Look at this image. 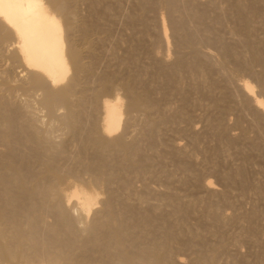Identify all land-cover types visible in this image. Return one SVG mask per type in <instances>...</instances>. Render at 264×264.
Returning <instances> with one entry per match:
<instances>
[{"label":"bare ground","instance_id":"1","mask_svg":"<svg viewBox=\"0 0 264 264\" xmlns=\"http://www.w3.org/2000/svg\"><path fill=\"white\" fill-rule=\"evenodd\" d=\"M74 1L75 0H0V44H1L0 46L2 47V44H4L10 48L11 51L9 54V61H11V63H13V62L17 63V65L20 66L22 71L25 72L24 73L25 77L22 75L24 77V82L18 83V84H22L21 89H23V91H25V93L27 92L29 94V96H31L30 95L31 92H33L32 95H34L35 92H40V93H38L40 95V98H39L40 103L39 104H41L42 108L46 109V113H47L48 117H46V116L45 117L46 118L50 117L52 120L55 118L62 125V128L64 127V129H66L68 131V132H66V134L68 135V133H69L70 137L73 138L72 143H69V144H71L70 148L67 147L68 145L66 143H64V141H63V143H56L57 141L55 142L56 144L52 143L53 139L52 140L49 139L50 137H53V135L50 136V134L53 133L52 129L47 128L45 130L42 129L43 131H41L40 130L42 128L41 127L39 129L40 130L39 131L36 128V127H38V125H36V127H35L33 122H30L31 121V119L29 118L30 116L29 117L25 116L23 119L24 123H26V125H21V126L16 125V126H18L17 129L15 128L16 126L13 129L12 125H11V123L14 122V119L11 116L12 112H10L8 110L11 115L4 113V110H5L4 108H3L4 110L1 111L2 113L0 112V143H2V145L5 146V150L0 153V263L5 262L7 264H181V262L183 260L181 261L180 259H177L179 255L176 257L175 253L179 249L182 250V248L185 247L186 244L188 245V243H187L188 241L185 243L184 239H182V237H180V235H174L175 233L173 234V232H175V231L177 232V230L174 231L169 226L171 223L168 225L169 227L164 226L162 228L163 232H161L162 229H160L161 231H159V232H161V234L157 232L160 235L157 238L155 237V239H154V237L152 235L153 234L152 231L154 230L153 226H155L154 225L155 222H153V218H152L153 215H152V212H150L149 210H147L143 213H140V214L138 213V215H140V216L137 217V219L135 220L134 223L132 221V223H131L132 226H129V225H131V224H129L131 221L129 222L128 220H132V219H130V217L128 218V216H127V212H129V211H127L126 213H125V211H122V208L125 209L128 207L127 203L125 204V201H127L126 198H128V197L124 198V200L122 199L123 200L122 204H124V206L122 205V208H117L116 202H115L117 200V198H116L117 196L115 195L116 189L114 188L115 189L114 190L111 187L112 185L116 184V187L119 190L124 191L127 196L128 195L130 196L132 194L131 191L133 192V189H132L133 186H136L135 184L137 183V180L140 181V180H142L141 179L142 177L149 176V174H150L149 170L146 169L145 165H144V162L149 159L148 158L149 156L148 155H146L148 157H145V156L142 157L141 156L142 146L139 143L140 141L138 140V138H135L132 142H128L124 137V133L121 130L122 124L124 123L123 122V115L125 114L127 117L126 123H129V122L131 123V121L134 120L133 118L136 116V113L144 114L145 117L143 116L144 120L142 121L143 122L142 125H143V128L147 127V129H148V132L146 133V135H147L146 139L148 142L147 146L150 150H153V148L155 146L154 145V139H155L154 137H155L156 133L158 132V130H160L159 127H161L163 124H167V123L171 122V120H173L172 117L174 115L170 116V115L164 114L165 112L162 109V107L160 106L161 104L158 102H155V100L152 98V96H151L152 94L149 91L150 87L147 86V83L144 84V82L141 81V79H140L141 74L145 73V75H143L142 77L146 76V74H147V71L145 70V68H143L144 70H138L137 72L131 71V73H133V72H135V73H133V75L128 73L129 75H132V76H129V78H126L122 81H118L119 83L116 81V79H115L116 76L113 73H105V74L101 75L102 74V72H101V74H99V75H101L100 78L96 76L99 80V85H98L97 89H95L94 91H91V93H88L90 89H88V87H85V83L91 77L93 78V76H94L93 80H95V75H97L98 73L95 72V69L93 67V65L95 64V61H96L95 57L93 56L94 57L93 59L95 60L94 64H93V61H89V60H87L89 62L85 61L84 55L87 54L90 57H91V55H93L94 49H93L92 45L94 42L90 41V36L93 33L94 26L96 24L93 23L94 25H92V23L90 24L89 21L87 22V20H86V22H84L83 20L79 19L80 17L77 14L78 9H76L77 7L74 6L75 3L72 5V3ZM88 1H90V0H88ZM92 1H90V4H91V7H93V10H95L94 6L97 7L95 5V3L97 4V2H96V0H94L95 3H94V1L93 2ZM99 1L100 0H98V2ZM138 1H139V7L141 9L140 11H143V12L149 11V10H155L156 8H158V11H159V9H160L159 7H162L161 9H163L166 13H168V17H169L168 21L170 23V27H171L173 33L176 34L177 40H176L175 46H176L177 52H179L180 55L184 54L180 50L182 49V51H184V50H187L186 48H188V54H184L183 56H180V58H179V55L177 53L178 58L176 60H174L175 62H173L170 66L168 65L167 67H163L162 65H160L161 64L159 62L160 60H158V64H157L158 69H157L156 73L160 74V76L159 75L158 76L161 77V79L163 80V82H161V83L166 84V82L168 83L170 81L171 82L173 81L172 84L174 85L173 86V90H174V89L178 88L181 81L185 78V75L189 74V76H190V74H191V75H194L196 77L198 76V78L199 77L207 78L212 71V68H213L212 64H214V63L211 62L212 64H210V63H208L209 61L208 62L205 61V60H207V58L205 57L206 58L205 60L202 58L205 55H202V57L200 56V54L198 53V51L200 50V49H198L199 45H198V47H195V45L197 46V44H199V42H200L196 36H197V34H199V32L202 35H203V32H205V33L211 32V29L215 27V26L213 27V25H218V27H219V25H223L224 23L228 24V23H226L227 20H231V21H233L232 23L230 22L231 24H233L232 26L230 25L231 26V29H230L231 33L234 31H237V32L242 31L241 33L243 34L241 37V40L238 39L240 41L238 43L239 45L237 44L238 46L236 44L235 45L228 44L230 42H228L226 44L227 41L223 42L222 37L220 38L219 36H217L216 38H214L215 36L214 37H209V36L207 37L206 36L207 41L217 45L218 46L217 48H219V50H220V53L222 56V61L221 62L219 61V63L216 62L217 63L216 65L219 64V66H221V70H219V72L222 71V67H224V68L226 66L228 67L229 64L228 65L226 64V62L228 60H232V64L234 66H232L231 68H233V69L228 71L229 68H228V70L225 68L228 71V76H231V77L233 75L236 76V74L241 72V71L249 72L252 75V77H254L256 83L258 85H260L262 87V89H264V50H261L262 46L260 47V45L263 42L257 41L258 40L257 35H253V37H252L253 30L255 29L253 27L258 22V21L257 22H255V21L260 17L262 9L264 8V0H223L227 4L228 11L226 9L225 13H223V11H221L222 14H220V15L217 14L214 16L213 15L210 16L207 13L205 7L201 6L200 3L198 2V0H138ZM210 3H212V2H210ZM76 4H78V3H76ZM100 6L103 7V5H100ZM207 6H208V4H207ZM219 7L221 8V6H219ZM104 9H105V6H104ZM106 9L108 10V8H106ZM106 9L103 11H107ZM209 9H210V7H209ZM263 11H264V9H263ZM91 12H92V9H91ZM218 12H220V11H218ZM162 15L163 14H161V17H162V20L164 21V18ZM166 15L167 14H164V16H166ZM138 18H140V17H138ZM260 19H261V17H260ZM142 20H143V18H142ZM155 20H157V19H155ZM145 21H146V19H145ZM159 21H160V19H159ZM98 22H100V21H98ZM142 23L140 25H142ZM158 23H157V25H158ZM146 24L147 23H144L143 25H146ZM165 24H167V22ZM113 25H115V24H113ZM140 25H138L137 27H139ZM147 25H149V23ZM158 26H159L158 28L160 29V34H158V35H160L161 40H163V42H164V40H166V34H167L166 28H165L163 22ZM143 28H144V26H143ZM214 29H216V28H214ZM143 31L144 32L147 31L146 26L143 29ZM215 31H217V30H215ZM224 31H225V29H224ZM214 32H213V34H214ZM254 33H256V32H254ZM224 34H226V33H224ZM228 34H229V32H228ZM236 34H239V33H236ZM171 35L174 36V34H171ZM221 35H223V34H221ZM234 36H236V35L234 34ZM258 36H259V34H258ZM200 38H202V37H200ZM224 38H225V36H224ZM231 38H232V36H231ZM195 39L198 40L199 42H197V44L193 45L195 43ZM78 41H82V42H80V44L83 43L86 46L84 45L85 47L84 46L81 47L78 44ZM260 41H262V40H260ZM151 42H152V40H151ZM173 42L174 41H172V43ZM169 43H167V44H169ZM123 46H124V44H123ZM157 47H159V46H157ZM168 47H169V45H168ZM239 48H241L242 50H239ZM197 49H198V51H197ZM146 51H149V50H146ZM168 51H169V48H168ZM141 52H143V51H141ZM166 52H164V53L166 54ZM244 52H246L248 54L247 57L245 56L246 54H244ZM175 53H176V51H175ZM155 54H156V52H155ZM159 54L160 53H158L157 56H159ZM165 54H163V55H165ZM87 55L85 57H87ZM130 56H131V54H130ZM133 57H134V55H133ZM212 57H214V55ZM7 59H8V54H7ZM163 59L165 60L164 57H163ZM169 59H170V57H169ZM130 60H133V59H130ZM107 63H108V61H107ZM134 64H132V65H134ZM214 66H215V64H214ZM254 66L255 67L257 66V68L259 67L258 68L259 70L257 69L258 71H255L253 69ZM13 69H15V68H13ZM219 69H220V67H219ZM216 73H218V72H216ZM241 74L243 75V73H241ZM1 75L3 76V74H1ZM5 76L9 77L7 75H5ZM97 78H96V81H97ZM218 78H216V79H218ZM226 79H225V81H226ZM9 80H12V76H11V79H9ZM138 80H140L139 83H141L139 88L137 87L138 85H136L137 82H135ZM5 81L6 80H4V83H5ZM200 81L202 82V80H200ZM12 82H15V81H11V83ZM21 82H22V80H21ZM216 82L218 83L219 80ZM216 82L215 81L213 82V78H212L211 83L208 81L202 85L203 86L205 85V88H207V91H208L211 89H215ZM236 82H238V81H235V84H237ZM241 82H240V86H238V87L245 93L244 96L246 98V103H248V105L253 106L255 108V110H254V111H256L255 112L256 113L255 118L258 121H260V123H262V125H263L262 127L264 128L263 101L261 100V98L258 99V95L256 96L254 89H253V88H255L253 86L254 84L252 85L253 82L251 84L247 81H243L242 83ZM4 83L2 82L1 84H4ZM8 83H10V82H8ZM95 83H97V82H95ZM5 84L7 85V83H5ZM14 84H16V83H14ZM4 85L1 86L2 89L5 87ZM115 85L118 86L119 89H121V91L123 92V93L121 92L122 95H121V93L118 94L117 92H115L116 89H114L115 90L114 92L117 94H115L110 99H108V98L104 99L103 98L101 100V98H102L100 96L101 93L107 92V91H112L113 88H117V87H114ZM230 86H228V87H230ZM17 88H15V89H17ZM195 89H196V87H195ZM5 90H6V88H5ZM18 90H20V89H18ZM92 90H93V87H92ZM165 90H166V88H165ZM231 90L233 91L234 89L231 88ZM13 91H15V90H13ZM259 91L261 92V90H259ZM7 92H8V90H7ZM10 92H12V91H9V93ZM161 92H163V91H161ZM1 93L4 94L3 92H1ZM9 93H8V96H9ZM25 93H23V94H25ZM262 93H263V91H262ZM6 94L7 93L5 92V95ZM167 94H168V92H167ZM12 95L14 96V94H12ZM161 95H163V94H161ZM3 97H4V95H3ZM3 97H2V99H3ZM196 97H197V95H196ZM236 97H235V99H236ZM261 97H262V95H261ZM7 99H8V97H7ZM164 99H165V97H164ZM221 99L223 100V98H221ZM218 100H214V101L217 102ZM9 101H11V100H9ZM174 101H173V103H174ZM1 102H3V101H1ZM22 102H23V100H22ZM36 102H37V100H36ZM189 102H190V100H189ZM218 102H217V104H218ZM228 102H231V101L229 100ZM187 103H188V98L185 94H183L182 98H181V105L177 108V110L175 108L177 115L178 114L181 115L183 119H185V114L182 113V110L184 109L185 104H187ZM235 103H236V101H235ZM6 104H8L7 101H6ZM9 104H11V102ZM3 105L6 106L5 103ZM34 105H36V104H34ZM236 105H237V103H236ZM1 107H0V110H2ZM37 107H38V105H37ZM215 107H217V106H215ZM8 108L10 109V107H8ZM59 108H62L64 110V114L62 116H60V118H58L59 115L56 117V110ZM238 108H239V106H238ZM229 109H230V107L228 106V107L224 108L223 111H226V110L228 111ZM220 111L222 112V110H220ZM240 112L241 111H239V114H240ZM24 113H26V112L24 111ZM34 113H36V112H34ZM38 113H39V111H38ZM21 114H23V113H21ZM29 114H30V110H29ZM152 114H153V116H152ZM173 114H175V113H173ZM16 117H18V116H16ZM177 118H178V116H177ZM15 119H18V118H15ZM20 119H22V118H20ZM234 119H236V118H234ZM138 120H136V121H138ZM32 121H33V119H32ZM50 122H53V121H50ZM53 123H52V125H53ZM172 123H174V122H172ZM257 123H259V122H257ZM56 124H58V123H56ZM227 124H229V123H227ZM233 124H234V121H233ZM252 124H253V122H252ZM131 125H133V124H131ZM219 127H221V126H219ZM258 127H259V125H258ZM52 128H53V126H52ZM62 128H61V130H63ZM254 130H255V127H254ZM134 132L132 131V133H134ZM260 134H262V133L260 132ZM57 136H58V134H57ZM64 136H65V134H64ZM259 137H260V135H259ZM140 138H142V137H139V139ZM58 140H59V138H58ZM254 144H256V143H253V145ZM25 146L27 148V151L23 150L25 148L22 149V147H25ZM72 146H74V151L73 150L69 151V149H71ZM154 149H157V148H154ZM261 155H262V153H261ZM140 156H141V159H140ZM263 156H261V157H263ZM154 157H156V156H154ZM158 157H160V155ZM152 159H149V160H152ZM36 161L37 162L40 161V166H41L40 171H37V170L34 171V168H32V166L34 165V163ZM224 161H225V159H224ZM178 165L184 171L189 169L188 166H186V164H183V162L182 163L179 162ZM249 166H250V164H249ZM36 167H38V166H36ZM179 171H181V170H179ZM192 172L193 171H191V173ZM194 172H195V170H194ZM243 172H245V170ZM243 172L240 170L241 178H242L243 182H245L246 178L243 176V174H244ZM191 173L188 172L189 175ZM152 174H153V172H152ZM66 175H68V177L70 176L74 179L73 180L74 181L73 186L70 184L71 180L69 178H68L69 181H66L67 180ZM193 175H194L193 177H194L195 182L198 181L197 179L199 178L198 177L199 174L197 175L196 173H194ZM222 178H225V180L230 179V181H232L228 172ZM135 179H137V180H136V183L134 182V185H133V181ZM145 179H147V178H145ZM194 180H192V181H194ZM77 181L81 182V183L85 182L86 184L84 183L82 185H78L80 183L76 184ZM167 182H168V179H167ZM226 182H228V181H226ZM141 183H143V182H141ZM144 183H146V182H144ZM65 184H67V185L70 184L72 186V189L69 186L71 189V190H69V192H67V189L65 190L63 188L64 186H62V185H65ZM149 184H151V183H149ZM181 184H179V185H181ZM201 185L204 186V188L208 189V190H210L211 186H213L210 184V182H203ZM147 186L145 187L146 189H147ZM228 186H230V185H228ZM98 189H101V191L104 190V192L107 194L106 198L104 197L105 199L102 200V197L99 198V196H98L99 191L98 192L96 191ZM104 192H103V194H104ZM211 192H213V195H214L215 191H212V189H211ZM227 192H228V190H227ZM119 193H121V192L119 191ZM103 194H102V196H103ZM119 195H121V194H119ZM122 195H124V194H122ZM213 195H211V197ZM160 196L158 195L157 198L159 197V199H160ZM162 196L164 197L165 195H162ZM24 198L28 201V204H27V202H25L26 204L23 202V201H26ZM22 199H24V200H22ZM144 199L142 197L143 204L145 202ZM156 200L157 199H155V201ZM167 200H169V199H167ZM167 200L165 202H167ZM172 200H170V201H172ZM225 200H227V199H225ZM149 201H151V200H149ZM173 202H172V204H173ZM178 202H180V201H178ZM196 202L198 203V201H196ZM98 203L100 204V207L102 204V206H103L102 210H96L95 209V205ZM229 203H230V201H229ZM156 205H159V204H156ZM177 205L178 206H175V203H174L175 207L173 206L174 207L173 208L174 213L177 215V217L179 216V218H180L184 214L186 215L189 212L188 211L189 208L186 206V204H185V206L187 208L183 207V205H179V204H177ZM194 205H195V203H194ZM69 207H71L72 210L75 209V211L76 210L79 211L78 214H80V216H79L81 219L80 221L85 223V225L82 228H77L78 225H76V223H78V219H75V218L72 219V217H70L72 215L71 214L69 215V212H70ZM131 208L133 209V207H131ZM155 208L158 210L157 207H155ZM194 208H196V206ZM210 208H211V206L208 209H210ZM207 211H210V210H207ZM132 212H133V210H132ZM71 213H73V211H71ZM90 213H92L93 216ZM258 213L259 212L251 211V213H248V215L246 214L247 216L246 215H244V216H246V218H247L246 220L249 219V222L252 223V219H254ZM263 213H264V211H263ZM76 214H77V212H76ZM211 214H213V217H214V215H217L215 217H218V210L217 211H216V209L214 210V207H213V209L211 210ZM260 214H261V212L259 213V215ZM47 215L52 216L53 221L51 220L52 221L51 223L46 222L45 217ZM89 215H91V217H92V219L90 221L88 220ZM259 215H258V217H260ZM50 216H49V218L51 219ZM261 216H262V218H264V215H261ZM75 217L78 218L77 216H75ZM131 217H133V215ZM169 217H170V215L168 216V218ZM159 219H161V218H159ZM235 219H237V218H235ZM167 221H168V219H167ZM230 221H231V219H230ZM253 222H254V220H253ZM184 223L185 222H183V225H185ZM228 223H229V221H228ZM78 224L80 225V223H78ZM164 224L166 225V222H163V225ZM81 225H80V227H81ZM183 225L181 224V226H183ZM249 226H250V224H249ZM174 227H176V225ZM160 228H161V226H160ZM181 228H183V227H181ZM177 229H179V228H177ZM186 229H188V228H186ZM186 229H184V231ZM153 232H155V231H153ZM242 232H243V230H242ZM201 233H203V232H201ZM245 233L250 235V237L251 236L255 237L256 229L253 226H251L250 228L248 227V231ZM198 235H200V234H198ZM151 238H153V239L151 240ZM198 239L200 240V238H198ZM242 239H244V238H242ZM188 240H190V239H188ZM195 240H196V238H195ZM198 243L200 245V242H198ZM203 244H204V242H203ZM205 244H207V243H205ZM239 244H241V243H239ZM254 244H256V243L254 242ZM201 246H199V247H201ZM255 248H257V247H255ZM204 249H205V247H204ZM252 250H253V248H252ZM199 251H201V250H199ZM179 252H182V251H179ZM220 253H221V249L218 246H214L211 249H205L202 252H200V254H198L197 259H196V264H218V262H219L218 261V259H219L218 255ZM253 259H254V257H253ZM256 259H257V257H256ZM239 263H240V261H239Z\"/></svg>","mask_w":264,"mask_h":264},{"label":"rangeland","instance_id":"2","mask_svg":"<svg viewBox=\"0 0 264 264\" xmlns=\"http://www.w3.org/2000/svg\"><path fill=\"white\" fill-rule=\"evenodd\" d=\"M75 1L72 3V5L75 3L74 6L77 7L76 9H78L77 14L80 17V18L79 17L78 18L81 19V20H83L84 22H86V20H87V22L89 21V23L90 24L92 23V25L96 24L94 26V31H93V33L90 36V41H93L94 42L93 45H92L93 46V49H94L93 50V55H91V57L89 55H87V54L84 55V60L85 61H87V60L93 61V64H94V61L96 60L95 61V64L93 65V67L95 69V72L98 73L97 75L94 74L95 75V80H93L94 79V76H93V78L91 77L88 81H86L85 87H88V89H90L88 93H91V91H94L95 89H97V87L99 85V80H98L97 77L100 78L101 75H103L105 73H113L116 76L115 77L116 81L118 82V81H122V80H124L126 78H129V76H132L133 73L137 72L138 70H144L143 68H145V70L147 71V74L144 77H142V76L145 75V73L144 74H141V76H140L141 81L144 82V84L147 83V86L150 87L149 88V91L152 94L151 95L152 98L155 100V102H158V103L161 104V105L160 104L159 105L164 110V112H165L164 114H167V115H170V116L171 115H174L172 117L173 120H171V122H169L167 124H163L161 127H159L160 130H158V132L156 133V135L154 137L155 138L154 139V145H155L154 148H157V149H154L153 148L154 151L153 150H150L148 148V146H147L148 145V142H147V139H146V136H147L146 133L148 132V129H147V127H144L143 128V125H142L143 124L142 121L144 120V117H145L144 114H142V113H140V114L136 113V116L133 118L134 120H132V121L130 120L131 123L130 122L129 123H126L127 117H126L125 114H124L125 116L123 115V122L124 123L122 124V129L121 130L124 133L125 139L128 142H132L135 138H138V140L140 141L139 143L142 146L141 156L142 157L143 156H145V157H148L149 156L148 157L149 159H152V158L153 159L152 160H149L148 159L147 161L144 162L145 168L149 170L150 174H149V176H146V177H142L141 178L143 181L142 180H140V181L143 182V183H141L137 179H135L133 181V185H134V182L136 183V180H137V183L135 184L136 186H133V188H132L133 189V192L131 191L132 194L130 193L131 194L130 196L129 195L127 196L124 191L119 190L116 187V184H114V185L111 186L113 189L114 188L116 189V190L115 189L114 190H115V195L117 196L116 197L117 200L115 201L117 208H122V205L124 206V204H122L124 198L128 197V198H126L127 201H125V204L127 203L128 207L125 208V209L122 208V211H125V213L127 211H129V212H127V216H128V218L130 217V219H132V220H128L129 222L131 221L129 224H131L132 221L134 223L135 220L137 219V217L140 216V215H138V213L140 214V213H143V212H145L147 210H149L150 212H152L153 222H155L154 223L155 226H153L154 227L153 228L154 229L153 231L156 232L155 233V232L152 231V233H153L152 235H153L154 239H155V237L157 238L161 234V232H163V229L162 228L164 226L165 227H169L170 226L174 231L177 230V232L175 231V232H173V234L175 233L174 235H180V237H182V239H184L185 243L188 241L187 242L188 245L186 244V246L183 247L182 250L179 249L175 253V256L176 257L179 255L177 259H180L181 261L183 260L181 262V264H191V263L192 264H196V259H197L198 254H200V252H202L203 250H205V249H211L214 246H218L221 249V253H220L221 255L220 254H219L220 256L218 255V258H219L218 259V261H219L218 264H263L264 263V247H263L264 246V220H263L264 218H262L261 215H264V213H263V211H264V194H263L264 193V156H263L264 155V150H263L264 149V136H263L264 135V128L262 127L263 126L262 123H260V121H258L255 118V114H256L255 113L256 111H254L255 108L253 106L248 105V103H246V98L244 96L245 93L238 86H240V82L241 81L242 82L243 81H247L250 84L253 82L252 85L254 84L253 86L255 87V88H253L254 89V92H255L256 96L258 95V99L261 98V100L263 101V107H264V89H262V87L256 83L254 77H252V75L249 72H246V71L243 72V71H241V72L237 73L238 75L237 74H236V76L233 75L234 77L233 76L232 77L231 76H228V71L232 70L233 68H231V67L234 66L232 64V60H228L226 62L227 65L229 64L228 67L227 66L225 67L227 70L229 68L228 71L224 67H222V71L219 72V70H221V66H219V64L218 65H216V64L219 63V61L220 62L222 61V56H221L220 50H219V48H217L218 47L217 45L208 42L207 39H206V36L207 37L208 36L209 37H214L215 36L214 38H216L217 36H219L220 38L222 37L223 42L224 41L225 42L227 41L226 44L228 42H230L228 44H232V45H235L236 44L237 45L240 42L238 39L241 40V37L243 35L241 33L242 31H238V32L237 31H234V32L231 33L230 29H231V26L233 25V24H231L233 21L226 19L228 21V22L226 21V23H228V24H225L224 23L223 25H219V27H218V25H213V27L215 26L214 28H216V29L212 28L211 29V32H208V33L203 32V35L200 34V32H199V34H197L196 37L198 38V40L200 42L198 40H196L197 39L196 38L195 39V43L193 42L194 43L193 45H195V44H197V42H199V44H197V46L195 45V47H198V45H199L200 48L198 47V49H200L199 50L200 52L198 51V49H197V51L200 54V56L202 57V55H205L202 58L204 60L207 58V60H205V61H207V62L209 61L208 63H210V64L214 63L216 67L214 66V64H212V66H213L214 69L212 68V71H211L210 75L207 78H205V77L204 78L203 77L202 78L201 77L198 78V76L196 77V76L191 75V74H190V76H189V74L188 75H185V78L180 83L181 85L179 84L178 88H176V89L173 90V86H174L172 84L173 81L172 82L170 81L168 83L166 82V84L165 83H161V82H163V80L161 79V77H159L160 74L156 73V71L158 69V66H157L158 60H160L159 61L161 63L160 65H162L163 67H167L168 65L170 66L173 62H175L174 60H176L178 58V55H179V58H180V56H183L184 54H188V48H186L187 50H184L183 49L184 51H182V49L180 50L184 54H181L180 55L179 52H177V49H176V46H175L176 45L175 43H176L177 37H176V34L173 33V31H172V29L170 27V23L168 21L169 20L168 13H166L163 9H161L162 7H159L160 8L159 11H158V8H156L155 10H149V11H144L143 12V11H140L141 9L139 7V1L138 0H100L99 2H98V0H96L97 4L93 0L94 3H95V5L97 6V7L94 6V9L95 10H93V7H91V4H90V1H92V0H90V1H88V0H75ZM215 1L216 0H209V1L208 0H198V2L200 3V5L203 6V7H205L207 13L210 16L211 15L214 16V15H217V14L220 15V14H222L221 11H223V13H225L226 12V9H227V4L223 0H217L216 2ZM210 2H212V3H210ZM76 3H78V4H76ZM207 4H208V6H207ZM100 5H103V7L100 6ZM104 6H105V9L108 8V10L106 9L108 12L107 11H103V10H105L104 9ZM219 6H221V8ZM209 7H210V9H209ZM91 9H92V12H91ZM263 9H262V12L260 14V17H261L262 20L259 17L258 18L259 20L257 19L255 21V22H257V21L258 22H257V24L255 23L256 25L253 24L254 25L253 28H255L256 30L254 29L255 31L253 30V34H252V37H253V35H257V39L258 40L257 39L256 40L258 42H263L260 45V47L261 46L263 47V48L261 47V50H264V16H263L264 15V13H263L264 11H263ZM218 11H220L221 13L218 12ZM227 11H228V9H227ZM161 14H163L162 16L164 18V21L162 20ZM164 14H167V15L164 16ZM138 17H140V18H138ZM142 18H143V20H142ZM145 19H146L147 22L145 21ZM155 19H157L158 21L155 20ZM159 19H160V21H159ZM98 21H100V22H98ZM158 22L160 24L163 22V24H164V26L166 28V33L169 35L168 36L166 34V40H164V42H163V40H161L160 35H158V34H160V29L158 28L159 27L158 25H160V24ZM166 22H167L168 25L165 24ZM141 23H142V25H140ZM144 23H147V24L149 23L150 26L147 25V24L146 25H143ZM157 23H158V25H157ZM113 24H115V25H113ZM138 25H140V26L137 27ZM143 26H144V28L146 26V29H147L146 32L147 33L143 31V29H144ZM224 29H225V31H224ZM215 30H217V31H215ZM213 32H214V34H213ZM228 32H229V34H228ZM254 32H256V33H254ZM224 33H226V34H224ZM236 33H239V34H236ZM171 34H174V36H172ZM221 34H223V35H221ZM234 34L236 36H234ZM258 34H259V36H258ZM224 36H225V38H224ZM231 36H232V38H231ZM200 37H202V38H200ZM151 40H152V42H151ZM171 40L174 41V42L172 43ZM260 40H262V41H260ZM80 42H82V41H78V44L81 47H83L85 44H83V43L80 44ZM167 43H169V44H167ZM123 44H124V46H123ZM168 45H169V47H168ZM157 46H159V47H157ZM167 47L169 48V51H168V48ZM140 50L143 51V52H141ZM146 50H149V51H146ZM239 50H242V49L239 48ZM10 51L11 50H10V48L7 45L2 44V47L0 46V66H1L0 67V77L2 78V79L0 78L1 79L0 80V88L5 83H7V85L6 84L4 85L5 86L3 88L4 90L2 88H1L2 90L0 89V91L4 93V94H2L0 92V107L2 106L1 107L2 110H0V112L3 111L4 109H5L4 110V113L10 114L9 111L12 112L11 113L12 115L11 114L10 115L14 119V122L11 123L13 129H14V127L16 125H18V126L26 125V123H24V120L23 119H24L25 116L26 117H29L30 116L29 117L31 119L30 122H33V124L35 125V127H36V125H38L39 128L36 127L38 130L41 127H42L40 129L41 131H43V130H45L47 128L53 130V133H51L50 136L53 135V137L56 140L53 137H50L49 138L50 140L53 139L52 140V143H55L56 141H57L56 143H63V141H64V143H66L68 145L67 147L70 148L71 147V144H69V143H72L73 138L70 137V134L69 133H68V135L66 134V132H68V131L66 129H64V127L62 128V125L55 118H54L55 120L54 119L52 120L50 117L49 118H46V117H48L47 116V113H46V109L42 108L41 107V104H39L40 103L39 102L40 95L38 93H40V92H35L34 95H32L33 92H31L30 93L31 96H29V94L27 92L25 93V91H23V89H21L22 88V84H18V83H23L24 82V77H25L24 73L25 72L22 71V69L20 68L19 65H17V63H14V62L11 63V61H9ZM175 51H176V53H175ZM155 52H156V54H155ZM164 52H166L167 55ZM158 53H160L159 54L160 57L157 56ZM177 53H178V55H177ZM7 54H8V59H7ZM130 54H131V56H130ZM163 54H165L166 56L163 55ZM244 54H246L245 55L246 57L248 56V54L246 52H244ZM86 55H87V57H85ZM133 55H134V57H133ZM213 55H214V57H212ZM93 56L95 57V60L93 59L94 58ZM163 57L165 58V60L163 59ZM169 57H170L171 60L169 59ZM130 59H133V60H130ZM89 61H87V62H89ZM107 61H108V63H107ZM131 63L132 64L135 63V64L132 65ZM218 66L220 67V69H219ZM13 68H15V69H13ZM258 68H257V66L256 67L255 66L253 67V69L255 71H258L259 70ZM131 71H135V72L131 73ZM101 72H102V74H101ZM216 72H218V73H216ZM128 73L129 74H132V75H129ZM241 73H243V75ZM1 74H3V76ZM99 74H101V75H99ZM5 75H7L9 77H6ZM11 76H12V80H9V79H11ZM96 78H97V81H96ZM212 78H213V82L214 81L216 82L218 80H219V82L218 83L216 82L215 89H211V90H208L207 91V88H205V85L203 86L202 84H204L205 82H208V81L211 83L212 82ZM216 78H218V79H216ZM224 78L225 79L227 78L226 81H225ZM4 80H6L5 83H4ZM21 80H22V82H21ZM200 80H202V82ZM1 81L4 84H1L2 83ZM11 81H15V82H12L11 83ZM94 81L97 82V83H95ZM139 81L140 80L135 81V82H137L136 85H138L137 86L138 88L140 87V84H141V83H139ZM235 81H238V82H236L237 84H235ZM8 82H10V83H8ZM14 83H16V84H14ZM228 86H230V87H228ZM14 87L15 88L18 87V88L15 89ZM92 87H93V90H92ZM114 87H117V88H113L112 91H107V92L101 93V95H100L102 97L101 100L103 98L104 99H106V98L110 99L115 94H117V93L120 94L122 92L121 89H119L118 86L115 85ZM195 87H196L197 90L195 89ZM5 88H6V90H5ZM165 88H166V90H165ZM231 88L234 89V90L232 91ZM18 89H20V90H18ZM114 89H116V91ZM7 90H8V92H7ZM13 90H15V91H13ZM259 90H261V92ZM4 91L7 93L6 95H5V92ZM9 91H12V92L9 93ZM114 91L117 92V93H115ZM161 91H163V92H161ZM262 91H263V93H262ZM167 92H168V94H167ZM8 93H9V96H8ZM23 93H25V94H23ZM122 93H121V95H122ZM12 94H14V96ZM161 94H163V95H161ZM183 94H185L187 96V98H188V103L185 104V107L182 110V113L185 114V119H183L181 115H179V114L177 115V113H176L177 108L181 105V98H182V95ZM260 94L262 95V97H261ZM3 95H4V97H3ZM196 95H197V97H196ZM1 96L3 97V99H2ZM7 97H8V99H7ZM164 97H165V99H164ZM235 97H236V99H235ZM221 98H223V100ZM233 99L236 101L237 105H236V103H235V101ZM5 100L7 101L8 104H6V101ZM9 100H11V101H9ZM22 100H23V102H22ZM36 100H37V102H36ZM189 100H190V102H189ZM195 100L196 101L198 100V101L196 102ZM214 100H218L219 101V102L217 101L218 104ZM229 100L231 102H228ZM1 101H3V102H1ZM173 101H174V103H173ZM10 102H11V104H9ZM2 103L3 104L5 103L6 106H4ZM34 104H36V105H34ZM37 105H38V107H37ZM215 106H217V107H215ZM228 106L230 107L231 110L229 109L228 111L227 110L226 111H223V109L226 108V107H228ZM238 106H239V108H238ZM8 107H10V109ZM175 108H176V110H175ZM29 110H30V114H29ZM220 110H222V112ZM24 111L26 113H24ZM38 111H39V113H38ZM239 111H241L240 114H239ZM34 112H36V113H34ZM21 113H23V114H21ZM173 113H175V114H173ZM63 114H64V110L62 108H59V109L56 110V117L59 115L58 118H60V116H62ZM16 116H18V117H16ZM152 116H153V114H152ZM177 116H178V118H177ZM15 118H18V119H15ZM20 118H22V119H20ZM234 118H236V119H234ZM32 119H33V121H32ZM136 120H138V121H136ZM50 121H53L54 123L53 122H50ZM233 121H234V124H233ZM172 122H174V123H172ZM252 122H253V124H252ZM257 122H259V123H257ZM52 123H53V125H52ZM56 123H58V124H56ZM227 123H229V124H227ZM131 124H133V125H131ZM51 125L53 126V128H52ZM258 125H259V127H258ZM18 126H16L15 128L17 129ZM219 126H221V127H219ZM254 127H255V130H254ZM61 128L64 131L61 130ZM132 131L133 132L135 131V132L132 133ZM62 132L63 133L65 132L64 134H65V136L66 135L67 136L65 137ZM260 132L262 134H260ZM57 134H58V136H57ZM259 135H260V137H259ZM139 137H142V138L139 139ZM58 138H59V140H58ZM253 143H256V144L253 145ZM3 146L4 145H2V143H0V153L5 150V146L4 147ZM23 148H25V149H23ZM22 149L24 151H27L26 146L25 147H22ZM72 150L74 151V146H72V148L69 149V151H72ZM261 153H262V155H261ZM146 155H148V156H146ZM159 155H160V157H158ZM141 156H140V159H141ZM154 156H156V157H154ZM261 156H263V157H261ZM224 159H225V161H224ZM179 162H181V163L183 162V164H186V166H188V168H189L188 169L189 171L188 170H186L187 172L184 171L178 165ZM249 164H250V166H249ZM36 166H38V167H36ZM32 168H34V171L35 170L40 171V169H41L40 161L39 162L36 161L34 163V165L32 166ZM177 168L178 169L180 168L179 170H181V171H179ZM193 169L195 170V172H194ZM190 170L193 171V172L191 173ZM240 170L242 172L245 170V172H243L244 174L242 173L243 176L246 178L245 179V182H243V180L241 178ZM152 172H153V174H152ZM188 172L191 173V174L189 175ZM227 172L230 175V178H231L232 181H230V179H226L225 180V178H222V177H224V175ZM194 173H196L197 175L199 174L198 175L199 178L197 179L199 182L198 181L195 182L194 177H193L194 176L193 175ZM66 178H67L66 181H69L68 178L72 181V182L70 181V184L73 186L74 185V181H73L74 179L72 177H70V176L68 177V175H66ZM145 178H147V179H145ZM167 179H168V182H167ZM192 180H194V181H192ZM226 181H228V182H226ZM144 182H146L147 184L144 183ZM203 182H210V184L213 185V186H211V189H212V191H215L214 192V195H213V192H211V189L210 190L205 189L204 186L201 185ZM78 183H80V184H78ZM84 183H81V182H78V181L76 182V184H78V185H82ZM149 183H151V184H149ZM70 184H68V185L67 184L62 185V186H64L63 188L65 190L67 189V192H69V190L72 189V186ZM143 184L144 185L146 184V185L144 186ZM179 184H181V185H179ZM228 185H230V186H228ZM69 186L71 187V189H70ZM146 186H147V189L145 188ZM227 190H228V192H227ZM96 191L97 192L99 191L98 192L99 198L102 197V200L106 198L107 194L104 192V190L101 191V189H98ZM119 191L121 193H119ZM103 192H104V194H103ZM101 193L103 194V196H102ZM119 194H121V195H119ZM122 194H124V195H122ZM210 194L213 195V196L211 197ZM156 195L157 196L158 195L159 196L161 195L160 196V199H159V197L157 198ZM162 195H165L166 197L165 196L163 197ZM142 197H143V199L145 198L144 201L146 203L144 202V204L142 202L143 201L142 200ZM24 199H22V200H24ZM155 199H157L158 201L160 200V201L159 202L157 200L155 201ZM167 199H169V200H167ZM225 199H227V200H225ZM149 200H151V201H149ZM166 200H167V202H165ZM170 200H172V201H170ZM178 201H180L181 203L178 202ZM196 201H198V203ZM229 201H230V203H229ZM23 202L24 203L27 202V204H28V201L27 200L26 201H23ZM172 202H173V204H172ZM174 203H175V206H178L177 204L183 205V207H186L187 206L189 208L188 209L189 212L186 215L184 214L185 215V216L183 215L184 217L183 216L180 217V218H179V216L177 217V215L174 213V209H173L175 207L174 206ZM194 203H195V205H194ZM156 204H159V205H156ZM185 204H186V206H185ZM195 206H196V208H194ZM210 206H211L212 209L214 207V210L215 209H216V211L218 210V217H215L217 215H214V217H213V214H211V210L212 209L211 208L208 209ZM131 207H133V209ZM155 207H157L158 210ZM69 208H70L69 215L70 214L72 215L70 217H72V219H74V218L75 219H78V223H80V225L82 224L81 227H80V225L78 223H76V225H78L77 228H82L85 225V223L80 221L81 220L80 217H79L80 214H78L79 211L78 210L75 211L74 208H73L74 210H72L71 207H69ZM95 209L96 210H102L103 209L102 204H101V207H100V204L99 203L96 204L95 205ZM132 210H133V212H132ZM207 210H210V211H207ZM71 211H73V213H71ZM251 211H255V212H259V213L261 212L260 215L258 213L257 216L254 219H252V223L249 222V219L246 220L247 219L246 216L248 215V213H251ZM76 212H77V214H76ZM90 214L93 216L92 213H90ZM131 214L133 215V217H131L132 216ZM91 215H89V218H88L89 221L92 219ZM169 215H170V217L168 218ZM244 215H246V216H244ZM258 215L260 217H258ZM49 216L47 215L45 217V220H46L47 223H51L53 221L52 220L53 219L52 216H50L51 219L49 218ZM75 216H77L78 218H76ZM159 218H161V219H159ZM235 218H237V219H235ZM167 219H168V221H167ZM230 219H231V221H230ZM253 220H254L255 223L253 222ZM228 221H229V223H228ZM163 222H166V225L167 226L165 224L163 225ZM183 222H185L184 223L185 225H183ZM181 224L183 226H181ZM249 224H250V226H249ZM175 225H176V227H174ZM129 226H132V224L129 225ZM160 226H161V228H160ZM251 226L255 227V229H256L255 237L254 236L253 237L252 236L250 237V235H248V234L245 233V232L248 231V227L250 228ZM181 227H183V228H181ZM177 228H179V229H177ZM186 228H188V229H186ZM160 229H162V231ZM184 229H186V230L184 231ZM242 230H243V232H242ZM159 231H161V232H159ZM157 232L160 233V234H158ZM201 232H203V233H201ZM181 233L182 234L184 233V234L182 235ZM198 234H200V235H198ZM193 236L196 238V240H195V238ZM198 238H200V240L201 241L203 240V241L201 242ZM242 238H244V239H242ZM152 239L153 238H151V240ZM188 239H190L191 241L188 240ZM249 239L250 240L252 239V240L250 241ZM198 242H200V245H199ZM203 242H204V244H203ZM254 242L256 244H254ZM205 243H207L208 245L205 244ZM239 243H241V244H239ZM199 246H201V247H199ZM204 247H205V249H204ZM251 247L253 248V250H252ZM255 247H257V248H255ZM199 250H201V251H199ZM179 251H182V252H179ZM253 257H254V259H253ZM256 257H257V259H256ZM239 261H240V263H239ZM0 264H7V263L1 262Z\"/></svg>","mask_w":264,"mask_h":264}]
</instances>
